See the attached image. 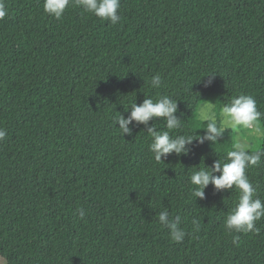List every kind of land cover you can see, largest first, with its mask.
<instances>
[{"label":"trees","instance_id":"trees-1","mask_svg":"<svg viewBox=\"0 0 264 264\" xmlns=\"http://www.w3.org/2000/svg\"><path fill=\"white\" fill-rule=\"evenodd\" d=\"M43 2L5 0L0 21V127L7 130L0 257L7 264H264V218L259 234L224 226L238 190L209 185L204 199L191 195L193 167L226 162L232 149L224 135L157 162L144 125L134 122L123 136L115 124L133 102L163 95L178 100L184 121L172 135L203 134L204 101L219 112L233 96L252 95L264 112V0H121L116 25L71 5L56 20ZM157 73L162 84L152 88ZM206 75H216L208 88ZM163 123L149 126L167 130ZM257 144L264 149V138ZM247 175L264 200V163ZM164 209L181 218L182 242L159 223Z\"/></svg>","mask_w":264,"mask_h":264},{"label":"clouds","instance_id":"clouds-1","mask_svg":"<svg viewBox=\"0 0 264 264\" xmlns=\"http://www.w3.org/2000/svg\"><path fill=\"white\" fill-rule=\"evenodd\" d=\"M81 8L85 13H90L97 18L110 21L116 25L122 16L119 14L121 0H44L43 8L46 14L61 20L69 6ZM8 15L5 0H0V21ZM216 75H206L207 81L204 87H211ZM162 84V77L159 73L151 77L152 88H159ZM217 103L205 102L199 106V119L204 126L202 135L180 134L172 135L175 130L182 128V121L177 115L178 100L168 95H163L155 100L145 98L143 103L133 102L130 106V114L125 118L119 115L115 124L123 136H131L134 122L136 125H144L152 141L149 150L155 161L163 162L170 154L187 155L190 146L194 142L203 145L209 142L217 144L227 130H243V135H238L232 150L226 153L225 160L218 159L209 168L193 167L195 169L190 176V184L193 186L191 195L195 198L204 199L205 190L209 185L214 186L217 192L235 189L239 192L238 201L226 216L225 228L229 233H255L259 234L260 229L257 222L264 218V200H261L255 186L247 175V169L253 166H260L264 163V149L257 144L253 147L250 142L259 138H264V130L261 121L264 119V112L257 107V101L252 95L239 94L233 96L227 103H220L219 112L216 111ZM128 109V110H129ZM125 110V111H128ZM161 118L167 130H158L157 125H150V121ZM7 136V130L0 127V141ZM163 158V159H162ZM217 173L219 175H217ZM77 212L81 220L86 212L83 208H78ZM159 223L169 230L170 239L173 242H182L187 233L179 227L181 218L176 216L170 218L169 211L164 209L158 214ZM195 229L199 231V222L192 221ZM239 237L233 238L236 244ZM7 257H0V264H6Z\"/></svg>","mask_w":264,"mask_h":264},{"label":"rangeland","instance_id":"rangeland-1","mask_svg":"<svg viewBox=\"0 0 264 264\" xmlns=\"http://www.w3.org/2000/svg\"><path fill=\"white\" fill-rule=\"evenodd\" d=\"M231 133H233V131H231L230 129L227 130L225 133H224V136L226 137V145H228L230 147V149H232L231 147V144H232V136H231ZM234 134H235V138H237L238 135H243V130H237V131H234ZM257 140H252L250 141L252 144H253V147H255L257 145ZM7 264V263H6Z\"/></svg>","mask_w":264,"mask_h":264}]
</instances>
